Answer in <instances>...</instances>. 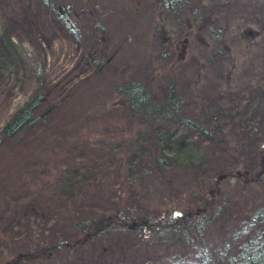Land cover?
<instances>
[{"label":"rangeland","instance_id":"rangeland-1","mask_svg":"<svg viewBox=\"0 0 264 264\" xmlns=\"http://www.w3.org/2000/svg\"><path fill=\"white\" fill-rule=\"evenodd\" d=\"M54 3L71 5L80 32L43 0H0V129L40 82L63 98L49 122L0 145V264L186 256L190 246L148 218L143 230L87 234L74 222L128 205L184 214L210 194L213 170L226 175L206 237L214 264H229L225 252L239 249L241 230L264 203V0ZM91 55L106 61L97 67ZM171 73L185 88V112L215 128L213 136L145 117L116 86ZM62 236L75 244L51 252Z\"/></svg>","mask_w":264,"mask_h":264},{"label":"trees","instance_id":"trees-1","mask_svg":"<svg viewBox=\"0 0 264 264\" xmlns=\"http://www.w3.org/2000/svg\"><path fill=\"white\" fill-rule=\"evenodd\" d=\"M43 1L55 8V0ZM55 9L64 25L76 33L81 31L72 14L70 4L62 3ZM90 60L97 67L106 61L94 55L90 56ZM116 86L120 92L125 94L130 107L145 117L155 118L165 123L185 124L208 137L216 133L215 128L196 120L185 112V88L183 85L182 87L179 86L173 73L170 76L160 77L153 84H148L147 81L137 77H131L116 82ZM54 88L40 82L25 100L10 113L0 129V145L21 138L23 140L28 131L35 132L41 125L50 121L54 112L63 102V98L54 96ZM259 155L264 169V146L261 150L259 149ZM157 157L159 160H166L164 155ZM213 171L211 175L214 177L207 183L210 194L204 197L199 205L186 209L184 214L156 216L155 214H147L141 206H119L112 212L98 210L92 216L80 218L76 223L74 222V227L86 234L98 233L106 228L120 225L143 230L146 225V218H148V223L154 226L162 225L163 233L170 232L175 238L183 239L190 246L186 256L171 254L163 264H214L206 230L214 217L220 213L222 199L220 191L226 173L220 170L215 174ZM256 229L257 231H255ZM241 232L245 233L246 238L239 249L233 251L229 249L227 253L225 252L229 264H264V203L256 208L252 219L246 223V227ZM74 244L75 241L71 242L70 238L62 236L51 241L49 248L53 252L57 247L69 249ZM32 249H30L31 253ZM26 254L29 253L20 255L19 259H24Z\"/></svg>","mask_w":264,"mask_h":264}]
</instances>
